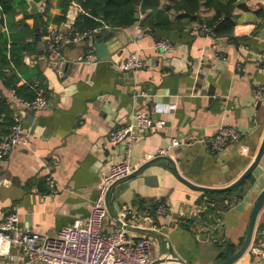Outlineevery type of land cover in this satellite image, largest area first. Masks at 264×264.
<instances>
[{
  "label": "crops",
  "instance_id": "0c3cea01",
  "mask_svg": "<svg viewBox=\"0 0 264 264\" xmlns=\"http://www.w3.org/2000/svg\"><path fill=\"white\" fill-rule=\"evenodd\" d=\"M60 1L45 0V9L39 12L41 28L46 27V46L53 33L63 36L57 51L47 48L44 58L38 50L27 53L19 81L42 83L48 104L25 105L0 76V95L9 98L13 116L19 114L29 131L27 142L0 157V220L16 211L22 227L55 234L89 215L100 177L112 164L128 158L137 169L164 156L112 190V213L108 210L103 231L124 227L118 217L125 224L158 233L131 230L148 238L155 258L168 254L171 242L174 255L187 264H221L245 241L252 209L264 188L263 152L251 177L224 192L255 160L264 141V95L258 97L255 91L258 85L264 86V0H223L235 5L231 37L208 33L200 19L154 32L145 31L138 20L119 28L122 33L109 41V56L104 58L98 56L91 33L80 40L66 39L71 25L69 20H56L62 13ZM175 1L161 0V5L169 7ZM138 12L139 19L146 14ZM199 13L200 18H209L216 8L203 0ZM24 15L20 10L16 18ZM171 15L177 18L174 8ZM27 21L34 26V17ZM105 29L111 27L96 31ZM160 38H169L171 48L159 47ZM132 53L144 58L143 67H125ZM82 56L84 60L79 59ZM58 59L73 63L59 71L51 63ZM172 102L177 107L167 109ZM140 110L164 119L165 125L140 135L128 155L127 141L112 143L110 134L134 123ZM221 124L237 127L240 137L216 151L210 141ZM7 136L0 130V141ZM173 137L181 143L158 154ZM161 202L169 206L166 215L157 211ZM257 226H264V205ZM0 264L29 263L17 248L11 256L1 257ZM231 264H264V259L248 247Z\"/></svg>",
  "mask_w": 264,
  "mask_h": 264
},
{
  "label": "built area",
  "instance_id": "2783aa9c",
  "mask_svg": "<svg viewBox=\"0 0 264 264\" xmlns=\"http://www.w3.org/2000/svg\"><path fill=\"white\" fill-rule=\"evenodd\" d=\"M45 7L42 5V10ZM208 33L214 34L212 29L203 26ZM86 34L76 32L74 36H67L70 41L80 40ZM63 38L61 34L53 33L48 40L49 51H57V43ZM157 45L164 49L172 46L169 38H160ZM217 46V44H215ZM264 57V49L262 51ZM87 57H92L88 54ZM84 60L85 57H80ZM145 60L136 53H132L125 61V67L135 69L143 67ZM256 95H264V86L258 85ZM22 100V99H21ZM22 102L30 107L41 108L48 104L49 97L46 90L41 87L38 95L32 101ZM177 103L167 105V109L173 110ZM165 125L164 119H156L145 111H137L135 122L114 129L110 134L112 143L122 140L127 141L126 153L129 155L137 138L149 132L151 129ZM240 137V131L231 124H221L210 144L216 151L222 150L231 141ZM29 131L22 117L14 115V123L6 138L0 141V157L6 155L12 148L27 142ZM181 143L178 137H173L170 146L159 149L158 154L168 153L169 148ZM136 169V165L128 158L112 164L108 173H102L98 186V196L93 202L89 215L78 218L74 223L62 227L55 234H47L22 227L18 212L11 211L0 220V258L11 256L15 249H20L29 264H149L155 257L151 251L149 240L146 236H136L126 227L117 228L111 232L103 231L104 220L108 215L106 205V192L109 186L116 180L125 177ZM50 185L54 187V178H49ZM169 206L161 202L157 211L160 215L169 213ZM130 210L127 209L126 213ZM254 253L264 259V226L256 228L252 242L249 246Z\"/></svg>",
  "mask_w": 264,
  "mask_h": 264
},
{
  "label": "trees",
  "instance_id": "16d2710c",
  "mask_svg": "<svg viewBox=\"0 0 264 264\" xmlns=\"http://www.w3.org/2000/svg\"><path fill=\"white\" fill-rule=\"evenodd\" d=\"M202 1L176 0L172 6L162 7L161 0H61L62 13L56 16V20L62 23L69 20L71 13L75 14L71 23V36L76 32L89 34L99 27H127L138 20L145 31L169 30L181 28L187 20L194 19H200L201 27H210L217 37L233 36L236 26L233 13L235 5L223 0H206L216 8V13L212 17L202 19L199 13ZM172 8L177 12L176 19H172ZM139 9L146 13L141 19L136 17ZM20 10H23L25 15L23 19L18 20L16 13ZM38 15L43 22V14ZM0 16V76L4 85L13 89L18 97L32 101L40 88L44 87L43 84L32 79L22 84L19 81L27 63V53L38 50L34 26L27 21V18L34 17V13L27 10V0H0ZM41 34L46 36V27L42 26ZM0 118V130L9 134L14 116L12 102L6 95H0ZM228 191L230 192V189L224 192ZM228 206L224 203V207Z\"/></svg>",
  "mask_w": 264,
  "mask_h": 264
},
{
  "label": "water",
  "instance_id": "95a60500",
  "mask_svg": "<svg viewBox=\"0 0 264 264\" xmlns=\"http://www.w3.org/2000/svg\"><path fill=\"white\" fill-rule=\"evenodd\" d=\"M27 1L29 3V8H28L29 11L34 13V35H35V39L38 42V51H39V53H41V56L44 58V57H46V42L43 39V36L41 34V21H40L38 13L41 11L42 5L45 2V0H27ZM136 17L138 19L140 18V13L138 11L136 13ZM74 18H75L74 16L69 18L68 26L71 25V23L74 21ZM121 33H122V30L119 28L105 29L102 31H96L95 30L91 33L92 38L94 39V42L96 44V48L98 50V56L100 58H104V57L109 56V50L107 49L108 48L107 44L109 43V41L112 38L116 37V35H119ZM51 63H53L58 68V70L61 71L62 69H65V67L72 65L73 62L72 61H63L62 59H58V60H52ZM263 152H264V141L261 145V148H260L255 160L243 172V174L240 176V178L236 182H234L233 184L226 187L225 190L233 189V188L240 186L250 176L253 169L257 166L258 162L261 159ZM163 157L164 156H157V157H154L153 159L146 161L141 166H139L137 169H135L132 173L126 175L125 177H122V178L116 180L115 182H113L109 186V188L106 192V205L108 207V210L111 213H112V209L110 206V196H111L112 190L117 186V184L127 177H131V176H134V175L140 173L144 168H146L150 164L154 163L155 161H157ZM165 157L170 159L169 156H165ZM123 190H124L123 188L120 189V192H122ZM263 205H264V188L259 193V195L255 201L254 207L252 209L251 220H250L249 229H248V233H247V237H246L245 241L243 242L241 247L235 253H233L230 257L225 259L221 264L233 263L239 257H241L244 254V252L248 249V247L250 246V244L252 242L254 233L256 231L257 224H258V217H259V214H260V211H261ZM116 220L118 221V223L120 225H122V226H124V227H126L132 231H136V232H140V233H151L154 235L158 234L154 229H152L150 227L125 224L118 217H116ZM159 234L161 235V237L166 239L165 235H163L162 233H159ZM170 260H176L181 264H187L186 262L183 261V259L174 255V248H173V245L171 242H169L168 254L163 255L161 257H158V258H155L149 264H161V263H164V262L170 261Z\"/></svg>",
  "mask_w": 264,
  "mask_h": 264
}]
</instances>
